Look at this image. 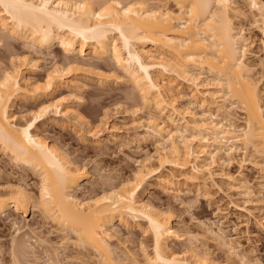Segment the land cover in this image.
Returning a JSON list of instances; mask_svg holds the SVG:
<instances>
[{
    "label": "bare ground",
    "instance_id": "1",
    "mask_svg": "<svg viewBox=\"0 0 264 264\" xmlns=\"http://www.w3.org/2000/svg\"><path fill=\"white\" fill-rule=\"evenodd\" d=\"M239 1L258 24L264 48V0H0V42L9 36L41 50L57 45L64 56L78 61L88 55L110 57L135 90L136 106L147 111L145 125L133 118L134 126L143 127V137L153 138L159 149L153 161L147 158L131 176L96 197H77L75 190L87 173L35 131L37 121L52 114L84 122L64 97H48L72 73L88 72L103 83L119 78L77 60H54L41 83L24 87L23 70L36 69L38 63L25 55L14 57L0 72V149L39 177V188L35 196L21 185L0 190V215L13 209L27 216L37 209L64 235L59 248L70 233L76 238L74 248L84 251L82 257L98 264H126L110 244L109 231L115 222L128 228L127 219L137 227L142 222V232L151 239L150 252L140 246L141 259L122 253L131 264H214L205 252L172 251L170 243L183 239L172 225V214L145 203L140 191L152 176L171 188L176 184L173 171L187 181H204L217 159L232 157L236 150L245 157L249 149L255 158L252 166L264 174V59L257 63L263 72L256 76V65L246 60L248 38L234 23L236 17H247ZM175 79L189 85L190 98L206 111L197 114L176 105L173 93L178 97L181 87L172 83ZM21 97L42 101L28 117L17 119L12 107ZM235 104L243 114L238 126L231 114ZM212 108L222 113L212 114ZM165 166L170 179L158 175ZM238 187L251 194L246 184ZM213 225L201 222L206 233L239 256L222 229L213 230ZM30 240L12 238L13 264L37 262ZM50 249L48 260L58 264V248ZM239 258L247 264L244 255Z\"/></svg>",
    "mask_w": 264,
    "mask_h": 264
},
{
    "label": "rangeland",
    "instance_id": "2",
    "mask_svg": "<svg viewBox=\"0 0 264 264\" xmlns=\"http://www.w3.org/2000/svg\"><path fill=\"white\" fill-rule=\"evenodd\" d=\"M238 3L247 17L246 19L236 17L234 23L237 27L243 28V33L248 38L250 47L246 60L249 64L256 65V76H260L263 70L257 63L259 59H264L262 35L248 8L242 1ZM24 55L38 63L36 69L23 70L26 83L21 84L24 87L41 83L54 60L78 61L77 57L64 56L57 45L48 50H41L6 36L0 42V72L10 67L12 58ZM79 61L84 63H80L84 66L112 73L113 76L110 78L119 79L103 83L86 71L72 73L68 80L66 79V82L48 97L50 99L64 97L67 105L69 104L84 122L62 120L49 114L43 120L37 121L35 131L48 143L58 146L75 166L83 168L87 173V178L75 190L77 197L87 199L96 197L109 186L131 176L147 158L153 161L159 149L153 138L143 137L145 130L143 127H136L137 125L133 124L135 118L144 126L147 111L139 110L136 106L135 90L124 74L115 67L110 57L96 58L88 55ZM204 79L205 77L202 80ZM172 83L181 87V94L178 97L173 93L177 106L197 114L206 111L198 100L196 103L190 98L187 83L178 79ZM261 88L264 92L263 85ZM41 101V98L21 97L14 103L12 112L17 119H24L28 117L30 111H34L40 105ZM225 106L230 108L229 102H226ZM231 109L234 124L241 125L243 114L240 107L237 105ZM210 112L216 115L222 113L217 112L215 108ZM112 128L116 130H111ZM94 134L97 136L94 137ZM247 152L244 157L242 151L236 150L232 157L224 155L221 160L217 159L210 169L211 176L206 175L201 182L187 181L179 172L173 171L176 184L171 188L153 176L143 185L140 191L142 200L171 213L172 225L183 238L170 243L172 251L180 254L189 252L190 249L205 252L214 264H244L239 258L242 255L246 257L247 264H264V174L252 166L255 158L249 149ZM223 174L236 180L230 182ZM158 175L170 179V167L165 166ZM242 183L250 188V195L246 196L244 190H240L238 186ZM11 185L24 186L35 196L38 193L39 177L31 170L13 163L7 153L0 149V190L7 191ZM126 221L128 228L118 222L110 228L109 233L112 235L110 244L119 251L126 264H131L122 253L130 252L141 259L140 246L150 252L151 239L148 233L142 232L145 228L142 222L141 226L137 227L133 226L129 219ZM208 221L215 224L212 226L213 230L222 229L224 236L232 242L239 256L229 253L227 247L205 232L201 222ZM56 227L37 209L31 208L27 216L13 209L7 210L0 215V264H13L9 249L14 237L34 240H30V244L37 262L30 259L26 264L49 262L57 264L56 261L51 263L48 260L51 246L58 248V264L85 262L98 264L94 258L91 261L82 257L84 251L74 248L72 243L76 238L70 233L65 237L67 238L65 247L59 248V244L64 241V235L57 232ZM39 238L45 244L39 243ZM36 239H39L38 243Z\"/></svg>",
    "mask_w": 264,
    "mask_h": 264
}]
</instances>
